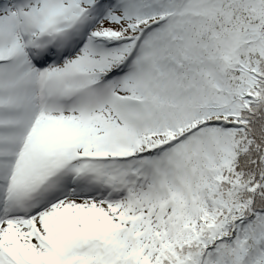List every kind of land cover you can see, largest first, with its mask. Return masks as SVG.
I'll list each match as a JSON object with an SVG mask.
<instances>
[{
	"label": "snow or ice",
	"instance_id": "snow-or-ice-1",
	"mask_svg": "<svg viewBox=\"0 0 264 264\" xmlns=\"http://www.w3.org/2000/svg\"><path fill=\"white\" fill-rule=\"evenodd\" d=\"M0 264H264V0H0Z\"/></svg>",
	"mask_w": 264,
	"mask_h": 264
}]
</instances>
